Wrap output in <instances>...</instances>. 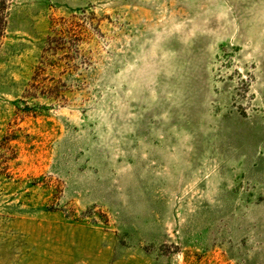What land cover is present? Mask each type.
Segmentation results:
<instances>
[{
	"label": "rangeland",
	"instance_id": "rangeland-1",
	"mask_svg": "<svg viewBox=\"0 0 264 264\" xmlns=\"http://www.w3.org/2000/svg\"><path fill=\"white\" fill-rule=\"evenodd\" d=\"M0 264H264V0H0Z\"/></svg>",
	"mask_w": 264,
	"mask_h": 264
}]
</instances>
